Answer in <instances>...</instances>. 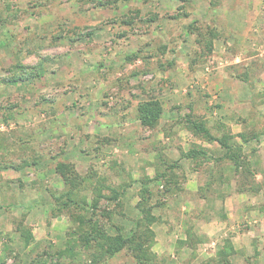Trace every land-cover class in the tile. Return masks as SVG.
<instances>
[{
    "label": "rangeland",
    "instance_id": "obj_1",
    "mask_svg": "<svg viewBox=\"0 0 264 264\" xmlns=\"http://www.w3.org/2000/svg\"><path fill=\"white\" fill-rule=\"evenodd\" d=\"M95 2L0 0V76L9 75L6 68L16 60L49 59L43 77L26 85L0 84V104H18L7 119L0 112V165H9L0 170V264H91L86 253L73 262L57 255L71 223L35 205L50 198L46 186L63 187L52 156L59 153L81 175H93L86 185L119 191L128 182L120 205L101 201L115 207L113 223L128 227L129 220L115 211L122 206L125 216L136 214L138 180L154 174L160 151L177 161L185 178L178 181L182 190L153 210L158 219L151 248L161 264H208L225 239L235 252L232 264H264V136L242 143L238 135L264 127V0ZM122 15H131L132 24H120ZM132 52L138 57L127 61ZM150 97L163 108L153 128L136 119L138 101ZM186 114L216 136L229 132L247 158L258 159V192H238L226 160L182 155L196 145L222 153L217 142L189 130ZM103 137L110 141L99 143ZM38 153L43 158L37 165L10 167ZM211 169L215 179L204 190ZM150 188L156 200L160 186ZM21 218L34 237L28 247L14 232ZM188 226L205 238L193 253L176 245ZM97 264L136 262L121 251Z\"/></svg>",
    "mask_w": 264,
    "mask_h": 264
},
{
    "label": "trees",
    "instance_id": "obj_2",
    "mask_svg": "<svg viewBox=\"0 0 264 264\" xmlns=\"http://www.w3.org/2000/svg\"><path fill=\"white\" fill-rule=\"evenodd\" d=\"M94 4L105 7L110 4V0H96ZM182 7V4L179 5L177 10L180 11ZM183 14L185 16L187 15L186 13ZM172 17L174 18L176 16ZM132 22L133 17L131 15L129 17L122 15L119 18V23L123 25H130ZM195 23V21L191 22L187 28L192 31ZM76 35L79 36L80 34L78 33ZM69 39L72 42L77 40V38L72 37H69ZM206 46L211 47V42L208 41ZM137 57L138 53L132 52L130 56H126V60L133 61ZM48 60L44 56L39 58L35 64H25L16 60V62L11 63L6 68L10 74L0 76V84H3V86L26 85L35 78L43 77L46 72V63ZM169 64L172 63L170 62ZM17 106V103L0 104V112L4 119L10 117L11 111ZM162 113L163 108L161 102L155 97L140 100L136 105V119L144 127H155ZM184 119L189 125V130L195 135L209 142H217L218 147L222 149L221 155L218 156L215 155L217 151L196 145L182 153L185 158L197 160L203 157L206 159H214L217 162L226 160L232 164L233 174L236 177V190L238 192L255 194L260 190V184L256 180V175L258 174V159L251 160L247 158V155L242 152V146L235 141L233 135L229 132H223L220 137L216 136L207 128L203 121L193 119L190 114H186ZM238 135L242 143H248L252 140L257 141L260 135L264 136V127L261 132H253L252 134L239 133ZM101 141L107 143L110 139L103 137L98 142L100 143ZM94 150H97V147H94ZM255 151V148H251L252 155L255 154ZM155 156L160 164L155 169L154 174L151 177H140L138 180L141 186L138 193L139 199L134 205L137 210L136 214L134 213L131 217L125 216L122 211V206L115 211L117 212L115 215L126 217L129 220L130 224L128 227H126V224H115L112 222L115 207L110 208L108 205L101 206L102 200H106L108 203H114L117 206L120 205L121 193L130 185L128 182H124L119 191L108 188V186L103 184L93 185L94 183H91L90 185H86L90 182V178L93 175L90 173L81 175L77 171L74 163L59 157V153L49 159L56 160L53 165V171L59 177L63 187L51 188L46 186L44 190L48 192L50 198L44 202H34L36 203L35 205H39L38 207L42 206L44 208L42 211L49 216L65 215L71 223L65 231L62 248L56 251L57 255H65L70 262H73L75 258L81 257L86 253L89 258V263L97 264L121 251H126L134 259L136 264H161V260H158L156 253L151 248L154 244L155 237L152 225L158 219V216L154 214L153 210L155 207L163 205L166 198H171L181 191L182 186L178 181L180 180L182 182L185 178L180 173L181 169L178 168L177 161L171 162L169 159H166L161 151L156 152ZM42 158L43 155L38 153L36 157L31 159L22 158L18 165L13 164L10 167H13V170H19L26 166H35L41 162ZM1 165L0 170L1 168L9 166L5 163H1ZM214 172L213 169L209 171L210 174L205 182L204 190L211 189L210 187L215 179ZM151 184H155L156 187L160 186L161 189V193L156 195V200L150 188ZM105 191H108V193ZM87 194H90V198ZM202 196H205V194H202ZM152 199H154V202H152ZM30 207L29 210L33 206L31 205ZM220 218L224 219L225 215L222 214ZM15 220L17 224L14 232L18 235L23 247H28L34 241L31 229L23 223V218ZM204 239V237L198 236L194 232L193 227L188 226L184 229V237L176 240V245L177 248L181 245H187L192 249L191 251L193 253L196 249V244L202 242ZM233 252L231 242L229 239H225L223 244L216 248L214 257L206 259L205 262L208 264H232L230 259L235 253Z\"/></svg>",
    "mask_w": 264,
    "mask_h": 264
},
{
    "label": "crops",
    "instance_id": "obj_3",
    "mask_svg": "<svg viewBox=\"0 0 264 264\" xmlns=\"http://www.w3.org/2000/svg\"><path fill=\"white\" fill-rule=\"evenodd\" d=\"M35 240H36V239H35ZM61 245L63 246V244H61ZM62 246H61V247H62Z\"/></svg>",
    "mask_w": 264,
    "mask_h": 264
}]
</instances>
